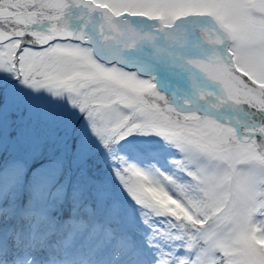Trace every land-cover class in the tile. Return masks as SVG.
<instances>
[{"label":"snow or ice","instance_id":"obj_1","mask_svg":"<svg viewBox=\"0 0 264 264\" xmlns=\"http://www.w3.org/2000/svg\"><path fill=\"white\" fill-rule=\"evenodd\" d=\"M0 264H264V0H0Z\"/></svg>","mask_w":264,"mask_h":264}]
</instances>
